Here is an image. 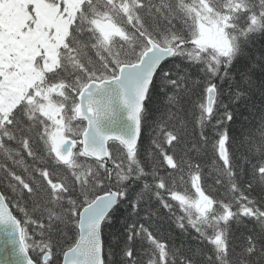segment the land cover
Instances as JSON below:
<instances>
[{
  "label": "snow or ice",
  "instance_id": "6c2138e0",
  "mask_svg": "<svg viewBox=\"0 0 264 264\" xmlns=\"http://www.w3.org/2000/svg\"><path fill=\"white\" fill-rule=\"evenodd\" d=\"M157 85L172 154L142 142ZM0 155L17 264H264V0H0Z\"/></svg>",
  "mask_w": 264,
  "mask_h": 264
},
{
  "label": "trees",
  "instance_id": "16d2710c",
  "mask_svg": "<svg viewBox=\"0 0 264 264\" xmlns=\"http://www.w3.org/2000/svg\"><path fill=\"white\" fill-rule=\"evenodd\" d=\"M163 97H164V92L159 90V85H157V92L154 94L153 97V102L151 105V112L150 115L148 117V124L145 126L144 132H143V136H142V142L144 144L145 147H154V145L152 144V141L154 139H158L161 141V143H163L164 141V137L160 134L162 129H167V130H172L171 126L172 124H174L176 121L175 120H169L165 109L160 108V106L162 105L163 102ZM254 103L256 104L257 107L260 106V100L259 97H257L254 101ZM187 107V105H186ZM254 111L251 107H249V109L245 112L244 116L240 117V120H243L245 122H247L248 120V112ZM156 120L159 121V124H154L152 121ZM188 131L189 134L191 135L193 128L196 129V131H199V127L198 125H195L192 122V117L191 114L189 113L188 117ZM239 130V125H237V131ZM163 146L166 150H169V154H172L170 151V146L167 143H163ZM44 155L47 157V152H44ZM191 158L196 161V162H200L202 164V168H203V172H204V187L206 190V194H210L212 196H219L221 195V193L217 192V188H219V185H216L214 180H215V176L217 175L214 166H213V162L211 159V153L208 152L207 155H205L204 153H197L195 150H193L190 153ZM160 159L162 160V157H160ZM4 160V156L0 155V161ZM26 163H30L31 162V158H27L26 157ZM8 163L11 164L12 161L8 160ZM47 167L52 171L53 173V179H57L59 176H61L63 174V166L60 164H57L54 160L47 165ZM165 169H167V165L164 164V166L161 168V171L163 172ZM168 171H172V169H167ZM18 171H23V168H18ZM177 182L179 183V176L176 177ZM185 179L187 180L188 177L185 174ZM6 183V182H5ZM187 187L190 189V182L187 185ZM0 190H5L4 189V185L0 184ZM180 191H183L184 188L183 186L179 189ZM127 215V209L124 207L119 208L118 211H115L113 213V224L110 226H106L104 229L105 232V241L107 242L109 240V235L110 234H116L119 233L121 231L122 228V222L124 220V218ZM195 233L193 232L192 234L188 235L185 237V242L186 244H196L198 243L197 240L194 239L195 237ZM179 240V238H178Z\"/></svg>",
  "mask_w": 264,
  "mask_h": 264
},
{
  "label": "water",
  "instance_id": "95a60500",
  "mask_svg": "<svg viewBox=\"0 0 264 264\" xmlns=\"http://www.w3.org/2000/svg\"><path fill=\"white\" fill-rule=\"evenodd\" d=\"M100 127L104 135L127 138L132 134L134 124L127 119V109L117 103L113 118L102 122ZM5 261H8L9 264H17L16 258L11 255L10 249L6 248L4 231L0 229V264H4Z\"/></svg>",
  "mask_w": 264,
  "mask_h": 264
},
{
  "label": "rangeland",
  "instance_id": "374dc122",
  "mask_svg": "<svg viewBox=\"0 0 264 264\" xmlns=\"http://www.w3.org/2000/svg\"><path fill=\"white\" fill-rule=\"evenodd\" d=\"M72 2H74V3H75V2H77V0H72ZM59 123H61V126H63V125H62V121H61V122H59ZM60 134H61V135L63 134V133H62V131L60 132Z\"/></svg>",
  "mask_w": 264,
  "mask_h": 264
}]
</instances>
